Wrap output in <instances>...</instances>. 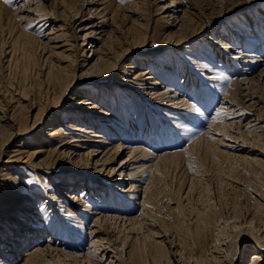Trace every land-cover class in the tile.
I'll return each instance as SVG.
<instances>
[{
	"label": "rangeland",
	"instance_id": "1",
	"mask_svg": "<svg viewBox=\"0 0 264 264\" xmlns=\"http://www.w3.org/2000/svg\"><path fill=\"white\" fill-rule=\"evenodd\" d=\"M219 37L228 45H218ZM170 40L180 41L163 47ZM241 52L256 56L236 57ZM252 57L262 60H243ZM93 64L97 76L89 73ZM263 68L264 0H0V198H12L3 200L11 207L14 197L22 196L11 214L25 216L24 204L33 215L25 227L29 215L19 221L0 210L1 236L12 227L0 239V259L20 264L33 244L47 246L49 234L55 241L45 252L49 261L38 264H72L70 252L81 259L93 246L89 230L96 216L90 204L102 213L115 212L118 220L143 216L152 226L104 221L124 260L109 252L98 264H202L201 252L207 256L203 264L228 262L231 224H259L257 216L264 217ZM141 69L148 75L136 77ZM120 73L127 80L118 81ZM93 76L98 78H88ZM244 76L248 81L237 87ZM156 79L159 83H152ZM138 80L143 97L131 87ZM165 85L173 89L157 95L167 99V107H159L152 92ZM82 96L110 114H72L113 144L122 142L106 153L112 161L102 169L94 163L80 169L82 161L76 162L86 151L78 144L96 142L61 146L64 136L48 135L59 124L71 131L70 109L62 107L76 105ZM131 144L143 146V159L134 160L126 147ZM174 151L180 152L163 158ZM123 160L129 165L119 170ZM224 230L229 231L224 235ZM253 230L258 237L242 241L231 264H247L264 240L259 238L264 228ZM100 236L106 234L93 238ZM13 238L22 241L17 259L5 253L14 249ZM153 239L163 241V252ZM144 241L149 245L141 256L137 245Z\"/></svg>",
	"mask_w": 264,
	"mask_h": 264
},
{
	"label": "bare ground",
	"instance_id": "2",
	"mask_svg": "<svg viewBox=\"0 0 264 264\" xmlns=\"http://www.w3.org/2000/svg\"><path fill=\"white\" fill-rule=\"evenodd\" d=\"M98 25V23L96 24ZM98 27H101V24H99ZM96 26V28H98ZM94 31V29H93ZM91 33L90 31L86 32L85 33V36H89ZM219 41L217 42L218 45L220 46H225V45H228V41H223V40H226L224 38L221 39V37H219ZM86 39V37L84 38ZM182 40V39H181ZM178 41V42H177ZM177 41H166L164 44H163V47H166L167 45H171L172 48L174 47H177V45L179 44V41L180 40H177ZM92 46V45H91ZM167 46V47H168ZM105 55V54H104ZM243 55H253V56H256L255 54H247V53H240L239 55H237L236 57H242ZM244 61H261L262 58L260 57H255V58H245L243 59ZM84 65H87L89 63L88 61V58H85L82 62ZM248 64V63H247ZM250 65H254L256 64L255 63H249ZM130 67H135L134 64H129ZM114 67H112V70ZM166 68H170L168 66H166ZM88 70H89V73H93L94 75L97 76V74L99 73V70L97 71L95 69V66L94 64L93 65H90L88 67ZM112 70H110V72H108L107 76H111L112 74ZM125 72V70L122 71V73ZM264 72V68L261 70V74H263ZM149 71L146 70V69H141L139 70V72L136 74L137 76L136 77H143L145 76L146 74L148 75ZM96 76H93V77H88V78H92V79H97L98 77ZM112 77V76H111ZM148 77H152V75H149ZM147 78V77H145ZM139 79V78H138ZM143 79V78H141ZM117 80L118 81H125L127 80L125 78V75H122L120 73V75L117 76ZM193 80V79H192ZM140 80L138 81H134L132 82L134 85H132L131 87L132 88H136L138 91H140L143 95H141L142 97L145 96V93L142 91V88H139L138 85H141V83H139ZM194 81V80H193ZM248 81V78L246 76L242 77L241 79H239L237 82V87L238 85L240 87H242V84L246 83ZM106 82V81H105ZM117 82V81H116ZM197 82V81H196ZM152 83L154 84H157L159 83L158 80H153ZM234 83V82H233ZM72 85V82L71 83H67L66 86H65V89L69 88L70 86ZM126 85V84H125ZM234 87V86H233ZM232 89L230 88L229 92H233V90H236V87H234ZM163 90L162 91H159V92H152L154 94V99L155 98H158L156 99L157 101H155V103H157L159 105V107H167V103L165 99V96H157V95H160V94H163V93H166V92H170L172 91L173 88H171L170 86L168 85H165L162 87ZM250 89L249 87H247L246 85V89ZM111 89V88H110ZM247 89V90H248ZM176 95V94H175ZM171 96H174V94H172ZM170 99H173V98H169ZM250 99H253L250 97ZM57 100V99H56ZM145 100V99H143ZM227 101V100H226ZM168 102V101H167ZM177 101H175L176 103ZM91 103V101L88 99V97H85V96H82L80 98V100L78 102H76V105H64L62 108L63 109H70L69 113H71L72 115V118L71 120H69L68 122V128H70L71 131H68L70 133H72L71 135H68V132L66 130H64V128L59 124V125H56V126H53V127H50V131L48 132V135L49 136H53L55 139L59 138V137H63V140L59 143V145H66L72 141H89V142H96L95 144H90V145H86L85 143H81V144H78V147H80L81 149H86V151L82 152L80 158L78 160H76V162H80L82 161L81 163H83V166H80V169H84L85 167L84 166H88L90 165L91 163H94L95 164V167L96 169H102L104 164H108V163H111L112 159L110 157H107L106 156V153L111 149V148H115L119 145H122V142L119 143V145H116V144H113L114 142L112 141H109L108 139H106L104 137V135L102 133H99L97 131H93V129H89L86 127V125L83 123L81 124L80 121H84V119L80 118L79 116H74L75 114H72L73 111H77L79 110L80 112H85L87 114H94V115H99V114H105V113H109L108 111L105 112L103 111V109H97L95 110L94 108H97L98 105L97 103H91L90 106H87L86 104H89ZM178 104V103H177ZM78 107V108H77ZM223 108V106H221ZM99 108V107H98ZM78 112V111H77ZM67 113V112H66ZM106 114V115H107ZM110 114V113H109ZM225 117V116H224ZM82 119V120H81ZM212 123H213V120H212ZM220 123V121L218 122ZM218 123H215L216 125ZM150 126V123H148V127ZM183 127V126H181ZM80 131H84V132H91V135H87V134H82L80 133ZM147 131V130H146ZM149 132V131H148ZM255 132V130H254ZM150 133V132H149ZM148 133H146L145 136H147ZM91 137H94V138H91ZM103 137V138H102ZM150 137V136H148ZM68 138V139H66ZM151 138V137H150ZM149 141V140H148ZM87 143V142H86ZM100 143H105L107 146L105 148H101V146L97 145V144H100ZM102 145V144H101ZM125 147V146H124ZM126 147H130L131 149V153L133 152L134 153V160H137V159H143V155L142 154H145L146 152H141L143 148V146H141V144H131L130 146H127ZM189 147V146H188ZM60 149V148H59ZM39 151V150H38ZM37 150H34V152H32V154L38 152ZM65 151V150H64ZM62 151V152H64ZM196 151V150H195ZM141 152V153H139ZM180 151H174V152H168V153H165L163 154V158H167V157H172V156H176ZM71 153V152H70ZM100 153H102V155H100V157L98 156ZM65 154H68L69 155V151H65ZM86 156V157H84ZM97 157L96 160H94V158ZM101 161V162H100ZM75 162V161H74ZM129 165V163H127V161H121L119 163V170H122L123 167H127ZM99 166V168H97ZM115 168H111L110 170L113 171ZM122 172V171H121ZM149 185V184H148ZM148 185L145 186L144 188V195L146 193V190L147 188L149 187ZM132 186H135L136 185H133L131 184V187ZM124 191V190H122ZM5 194H12L14 192H11L9 190H6L4 191ZM72 198H76L78 200V195L77 193H72L71 194ZM70 196V197H71ZM20 197L22 196H17V197H14V203H12V206L10 207V204L9 203H5L3 200H6V199H12L10 197H5V198H0V210L3 211H6V214L12 219V218H19V221L22 219V217L26 218L27 215V218L24 220V226L27 227V223L29 222V218L33 217V215L30 213V211H28L26 205H21L22 207L26 208V209H20L21 210H26L27 213H25L26 215L24 216L23 212L21 211L20 212H16L15 214H11V210L13 209H16V207L20 204H17L16 205V202L20 201ZM24 199V198H23ZM147 199V198H146ZM29 202V201H28ZM142 204L145 203V199L143 198ZM29 205V204H27ZM145 205V204H144ZM15 206V207H14ZM31 206V205H29ZM86 206L89 207V212L90 213H93V215L96 216L94 222L92 223L94 225V227H90L91 229L89 230V233H91V236H90V242H91V247H89L87 249V252L86 253H83L82 255V258L79 259L78 256H76V254H72L71 252L70 253H66V254H69V256H73L72 258H74V261L72 262V264H98V263H101V261L103 260L104 256L107 255L109 252H114L113 253V257H116L117 260L118 258H121V260H124V258H122L123 256V251L121 248V250L119 251V245L118 246H114L115 244L112 242V239L110 238L109 236V233L108 232H105V229H104V224L103 222L105 221V223H108V221H112L114 222L115 224H118L119 226L121 225L122 227H126L128 226V223L132 225V227H134V225H136V223H140L139 225H143L145 227H148L150 229H152V226L151 225H146V219L143 217V216H140V217H125L124 219L123 218H119L120 220H118L117 217L115 216H118L114 213H110V211L108 210H105L104 209V212L102 213V211H98V209H94V207L92 206L91 208V205L90 204H86ZM147 206V205H146ZM13 207V208H12ZM20 207V206H19ZM31 209V208H30ZM33 210V209H32ZM35 211L33 213L37 214L40 212L39 208H36L34 209ZM67 214L71 215L72 213H74V209H72L71 207H67ZM25 212V211H24ZM42 212V211H41ZM21 214L23 216H21ZM258 214V213H256ZM260 214V213H259ZM75 215V216H74ZM144 215V213L142 214ZM254 215V214H253ZM74 217H76V221L78 224V227L79 225L82 227L83 226V220L81 218H79V216H77L76 214H73ZM260 215V216H257L258 219H259V224H254V220H250V222H244L245 224L247 225H243L244 223H237V222H233L231 224V226L234 227V230H231V237L233 238L232 241H230V244L228 243V246L225 248L226 252H227V256L230 255V258H229V261L228 262H225V264H231V262L233 261V257L231 255H234L235 254V250L238 248V246L242 243V241H249L251 240L253 237L257 236L258 237V234L257 232L255 233L253 229L259 231L261 230V228H264V217ZM124 217V216H123ZM256 217V215L254 216V218ZM256 217V218H257ZM253 218V216H252ZM251 219V218H250ZM257 219V221H258ZM22 221V220H21ZM117 221L120 222L117 223ZM122 222V223H121ZM257 223V222H256ZM112 226V224H110ZM114 225V224H113ZM230 225V224H229ZM204 226V225H203ZM25 227L22 229V231L25 230ZM115 227V226H114ZM131 226H129L128 228H130ZM138 228V227H137ZM225 228V227H224ZM7 229H12L11 225H9V227ZM7 229L3 230L4 232V235L7 236L8 234V231ZM228 229V228H227ZM15 230V229H14ZM82 230H85V229H82ZM27 231V230H26ZM79 231V230H78ZM229 231V230H228ZM228 231H223L224 232V235H225V232L226 234L228 233ZM17 232V231H16ZM83 232V231H82ZM88 233V234H89ZM154 233H156V231H154ZM222 233V232H221ZM87 234V235H88ZM98 234H106L105 237H94V235H98ZM4 235L1 236L0 234V239H3L4 238ZM9 235V234H8ZM26 235V234H25ZM152 235H150L149 238H151ZM3 237V238H2ZM264 236L261 235V237L259 238H263ZM217 239V238H216ZM219 239V238H218ZM48 240H49V243L47 244L46 247H44L41 243H35L33 244V246L27 250H25V252H23V255L24 258L23 260L21 261L20 264H38V263H44V262H47L49 261V259L46 257V250H48V248H51L52 244L55 242L54 239H53V236L51 234L48 235ZM23 241H26L23 240ZM25 243V242H24ZM144 244H142V246L140 245H137V252L140 253V255L142 256L143 252H144V249L146 247H148L149 244H147L145 241L143 242ZM155 244L156 247L160 248V252H163V249H161V247L163 248L162 244H163V241L162 240H156V239H153V242ZM9 244H14V249L10 250V251H5L6 255H8L9 258H15L17 259L19 257V252L17 253V248L22 244V241L21 239H15L13 238L12 239V242L9 243ZM121 245V244H120ZM164 245V244H163ZM216 247V250L219 251L221 250V245H215ZM165 248V247H164ZM234 249V250H233ZM19 251V250H18ZM137 252H133V253H137ZM159 252V253H160ZM9 253V254H7ZM80 254V253H79ZM13 255V256H12ZM131 255V254H130ZM139 256V255H138ZM130 257V256H129ZM214 258H218L217 255H213ZM84 258V259H83ZM128 258V257H127ZM131 258V257H130ZM83 259V260H82ZM206 259H207V256L206 254L204 255V252L200 253V255L198 256V261L199 262H203L205 263L206 262ZM116 260V261H117ZM135 260V259H134ZM133 260V261H134ZM8 261V260H7ZM223 262V260H221L220 258H218V262L220 264V262ZM63 263H67L66 261H64ZM202 263V264H203ZM264 263V240H261L258 244V246L254 247L253 250L250 252L249 256H248V259H247V264H263ZM0 264H6L3 259H0ZM12 264V263H10ZM107 264H113V260H109ZM137 264V263H136ZM222 264V263H221Z\"/></svg>",
	"mask_w": 264,
	"mask_h": 264
}]
</instances>
